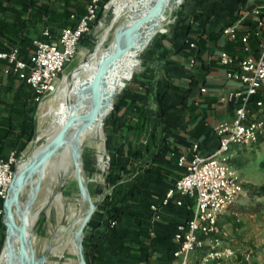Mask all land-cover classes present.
Wrapping results in <instances>:
<instances>
[{"label": "crops", "instance_id": "obj_1", "mask_svg": "<svg viewBox=\"0 0 264 264\" xmlns=\"http://www.w3.org/2000/svg\"><path fill=\"white\" fill-rule=\"evenodd\" d=\"M88 2L0 0V50L25 37L46 40V28L57 38L65 26L76 25ZM260 3L264 0H186L170 34L150 46L142 76L118 103L108 145L114 169L108 176V196L85 230L88 264L180 263L174 256L175 234L191 218L194 201L189 196L182 197L181 205L177 198L167 206L162 201L185 171L179 158L191 159L194 144L198 154H213L220 146L214 126L235 117V105L221 104L219 96L243 85L227 78L220 53L245 55L241 38L256 27L255 19L245 15ZM238 22L240 31L232 40L223 28ZM250 44L258 57L259 38L253 34ZM6 65L0 59V133L9 130L10 135L0 147V158L17 150L20 123L33 116L36 101L26 82L5 74ZM238 149L234 146L235 156ZM154 204L160 208L159 218ZM206 248L193 251L191 259L198 264Z\"/></svg>", "mask_w": 264, "mask_h": 264}, {"label": "built area", "instance_id": "obj_2", "mask_svg": "<svg viewBox=\"0 0 264 264\" xmlns=\"http://www.w3.org/2000/svg\"><path fill=\"white\" fill-rule=\"evenodd\" d=\"M102 0H89L86 13L76 25L65 26L57 38H53L49 28L43 31L46 40H33L34 49L28 59L21 57L18 44H11L0 50V59L7 65L5 74L15 75L26 82L34 91L35 100H42L53 91L55 82L66 67L77 56L82 37L92 29L97 20ZM255 19L254 32L247 31L241 38L245 55L238 57L228 51H221L220 62L227 66L228 79L239 82L242 89H231L219 96L221 104H234L235 117L214 126L220 138V146L213 154L202 156L195 153L191 159L179 158V165L185 168L180 178L166 192L162 205L167 206L174 198L178 205L182 197L193 199V214L186 222L177 226L175 239L178 248L174 252L179 264H197L191 259L193 251L206 248L198 264H232L236 256L234 247L224 245L220 236L219 218L235 205L244 192V184L232 164L234 146H252L264 137V3L252 7L245 17ZM76 17L74 14L71 16ZM240 22L227 25L223 33L230 39L238 37ZM259 38L258 57H255L250 44L252 35ZM207 88L203 87L202 92ZM259 96L257 100L255 97ZM256 105V107H254ZM2 140L0 138V145ZM26 150L20 155L16 149L0 158V199L7 197L11 180ZM108 191L106 192V197ZM155 218L160 217V208L153 205ZM4 213L0 207V215ZM252 250L244 253L249 260Z\"/></svg>", "mask_w": 264, "mask_h": 264}, {"label": "rangeland", "instance_id": "obj_3", "mask_svg": "<svg viewBox=\"0 0 264 264\" xmlns=\"http://www.w3.org/2000/svg\"><path fill=\"white\" fill-rule=\"evenodd\" d=\"M128 0H107L104 6L102 18L98 24L86 34V38L79 45L76 58L68 64L66 70L55 82L54 89L49 93L38 106L35 113L37 131L30 145L29 158L33 152L43 143L42 136L44 130L52 122L51 116L42 117L47 110V105L54 101L55 93L61 85L63 78L69 74L82 60H98L102 54L95 49L99 47L107 48L115 39L117 30L121 24L129 21L130 10L127 6ZM186 0L179 7L171 12L166 10V15L171 14L173 20L166 23L165 27L152 38V40L141 51L139 57L134 59L127 69L123 68V73H128L127 80H124L116 94L108 93L111 82L107 80L106 97H115L113 108L104 120V143L105 154L100 163L98 155L102 154L98 147L97 138H86L82 144L84 175L89 182V189L95 201L101 204L106 198L108 191V176H112L114 169L112 163V153L109 149L111 133L115 131L116 111L118 103L125 95L127 88L142 76L146 66V54L152 44L160 38H165L170 34V30L176 23L178 15L185 5ZM174 4L171 0L170 6ZM173 6V5H172ZM106 42L110 44L106 46ZM45 104V105H44ZM59 105V102H57ZM32 143V144H31ZM240 147V145H237ZM99 149V151H97ZM26 158V159H27ZM100 164V165H99ZM232 164L240 175L244 184V192L235 203L220 216V236L224 245L235 248L236 256L231 259L232 264H264V207H259V203L264 204V195L255 194L252 186L264 185V137L252 146H241L237 155L233 157ZM103 166L104 170H101ZM96 177V179H95ZM95 180V181H94ZM30 186L27 185L23 192L26 199ZM28 189V190H27ZM80 195V197H79ZM75 170L70 169L67 173L65 167L59 168L52 180L44 178L41 189L37 195L32 211L37 213L34 220L33 234L35 236V248L37 256H45L43 264H79V257L76 248L70 242L71 230L77 216L85 211L87 203L81 199ZM263 206V205H262ZM97 210V209H96ZM4 222V218H3ZM72 222V223H71ZM5 224V223H4ZM7 226H0V240L4 239L5 246ZM252 250L249 260L245 259L244 253ZM73 260V261H72Z\"/></svg>", "mask_w": 264, "mask_h": 264}, {"label": "bare ground", "instance_id": "obj_4", "mask_svg": "<svg viewBox=\"0 0 264 264\" xmlns=\"http://www.w3.org/2000/svg\"><path fill=\"white\" fill-rule=\"evenodd\" d=\"M156 1L157 0H128L127 6L130 10L129 21H131L132 23L130 24L127 31L124 32L126 40L129 37L130 39H135L137 37L138 31H136V25L138 22V18L148 12L151 9L152 3ZM183 2L184 0H174V4H172L173 6L171 5V7H169L171 0H167L157 10L154 17L144 25L143 34L141 35L137 47L120 56L116 60L114 67L110 70V73L106 78V86L107 80L111 82V87L109 88L108 93L116 94L117 90L121 87L124 80H127L128 78V73L125 74L122 72L123 68L127 67L128 69L132 61L139 57L141 51L159 32V30L165 27L166 23L174 19L171 14H165L166 10L170 9V11L172 12L174 8L179 7L181 4H183ZM119 29L117 30L116 37L113 42L111 44L109 42H106V46L110 44L107 48L103 49L99 47V50H97V48L95 49L94 54H97V51L102 54L100 59L82 60L69 74H67L63 78L61 85L55 93L54 101L47 105V110L42 114V117H52L50 126L46 128L42 134L45 139L29 158L27 157L30 154V150L26 149L24 157L18 165L19 170L28 163V161L33 157L34 154L45 151L49 147L51 142L59 134V132L69 121V119H71L72 117L83 118L88 114L94 103L93 77L96 74L97 68L102 59L106 58L117 47L119 41ZM57 102H59V105H57ZM113 103L114 101L110 103L109 107L100 116V118L83 132L81 137V141H84L89 137L97 138L99 140L98 147L100 148V151L103 152L102 154L98 155V163H100L105 154L103 124L105 118L113 108ZM83 123L84 119L78 121L74 125L72 129L73 134L80 128ZM97 151H99V149ZM62 167H65L66 173L72 168L73 170H75L71 156L70 141L59 151L56 156H54V158L40 173L28 180L21 182L18 185L17 189L20 201L13 204L12 206L13 216L11 217L9 214H7L5 218V223L7 225V237L5 246L2 250V253L0 254V264H21L24 252L28 248V240L25 230L15 229L13 227L12 220L13 218H15L20 224H22L25 217V212L27 211L29 217V227H33V223L37 217V213H34L32 211V208L41 189L42 181L44 178H49L51 180L55 178L56 171H58L59 168ZM101 170H104L103 166L101 167ZM27 185H29L30 188H28L29 192L27 198L24 199L23 192L25 188H27ZM81 199L82 197L78 200L80 201ZM84 215L85 211L77 216L72 229L79 228ZM70 242L75 247L74 237L71 236Z\"/></svg>", "mask_w": 264, "mask_h": 264}, {"label": "water", "instance_id": "obj_5", "mask_svg": "<svg viewBox=\"0 0 264 264\" xmlns=\"http://www.w3.org/2000/svg\"><path fill=\"white\" fill-rule=\"evenodd\" d=\"M167 0H157L152 3L151 9L138 18L136 25V31L138 35L135 39L126 40L124 32L127 31L131 21L121 24L119 29V41L117 47L102 61L99 63L96 74L93 77V97L94 103L90 111L83 118L72 117L65 124L59 134L51 142L49 147L45 151L38 152L33 155V157L28 161V163L22 169H16L15 174L11 180L7 197L4 200V223L6 215H12L13 204L19 202L18 195V185L28 180L38 173H40L47 164L56 156L59 151L70 141V150L73 160V165L76 173V179L78 187L81 193L82 199L87 203V208L85 210L84 218L78 229H72L70 235L75 239V248L79 257V264H88L87 256L84 248L85 230L86 227L95 213L97 207L99 206V201H95L90 189L89 182L84 175L83 166V153L81 137L83 132L92 125L109 107L110 103L115 101V97H106V78L108 77L110 70L114 67L116 60L125 53L137 47L141 35L143 34L144 25L151 20L156 14L157 10L166 2ZM84 119V123L80 128L73 134L72 129L74 125ZM71 139V140H70ZM13 227L17 230L24 229L26 232V237L28 240V248L24 252L21 264H43L45 256H37L35 248V236L33 234V227H29V217L27 211L25 212V217L23 223L20 224L15 218L12 220ZM72 223V222H71ZM6 224V223H5ZM7 226V225H6ZM7 237V235H6ZM6 242V239H5Z\"/></svg>", "mask_w": 264, "mask_h": 264}, {"label": "trees", "instance_id": "obj_6", "mask_svg": "<svg viewBox=\"0 0 264 264\" xmlns=\"http://www.w3.org/2000/svg\"><path fill=\"white\" fill-rule=\"evenodd\" d=\"M106 1L107 0H102L101 5H100V9L98 12L97 20L92 24V28H94L98 24L99 20L102 18ZM85 38H86V34L82 37L81 42L84 41ZM13 44H18L20 46V50H21V57H23L24 59H28L29 50H30V48L33 47V39L25 37V38H22L20 40V42H15ZM38 106H39V102L35 101V104L32 107V111L34 112L33 116L24 117V119L20 123V131L17 135V141H16L18 155H20L21 152L28 146V144L34 138H36L37 124H36L35 113L38 109ZM9 135H10L9 130L6 131L5 133H0V138L2 140V144L0 145V147L4 146V142ZM252 189L255 191L254 192L255 194L264 195V185L257 186V187L252 186ZM258 205L261 208L264 207L263 203H259ZM3 206H4V199H0V207H3ZM3 218H4V213L0 215V226L5 228ZM3 245H4V239L1 238L0 250L3 247Z\"/></svg>", "mask_w": 264, "mask_h": 264}]
</instances>
